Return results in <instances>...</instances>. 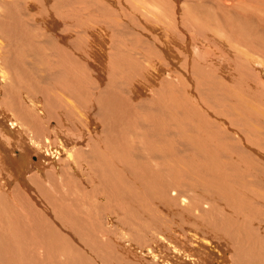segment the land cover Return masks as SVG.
I'll return each instance as SVG.
<instances>
[{
	"label": "bare ground",
	"instance_id": "bare-ground-1",
	"mask_svg": "<svg viewBox=\"0 0 264 264\" xmlns=\"http://www.w3.org/2000/svg\"><path fill=\"white\" fill-rule=\"evenodd\" d=\"M7 1L9 0H1L0 10L5 4L8 5ZM52 1H44L48 6L53 3L52 8L49 9L42 2V6L50 13L47 14L50 19L48 23L54 22L52 26L55 35L51 38L55 41L52 40L51 43L47 39L50 48L47 40L43 41V43L47 42L48 51L42 50L45 45L41 44L40 37L32 38H36L34 34L38 37V33L32 31L33 34L29 33V35L23 32V35H27V38H24L15 27L6 28L3 22H0L1 29L6 28L7 34L4 46L3 42L0 44V255L5 258V261L0 259V264H32L27 261L31 258L29 253L27 254L24 249L19 253L20 250L15 248L17 245L14 246L16 240L21 246L22 243L24 245L31 242V239L37 251V256L32 258L33 264H131L129 259L137 255H135L134 243L138 238L130 239L126 233L129 229H135L136 224L141 223L135 218L138 216L137 210H141L144 214L143 208H150L152 204L156 209L162 207L168 215L185 216L186 220L193 215L206 219L212 213L218 214L215 217L219 220L214 218L212 222L213 232H227L226 235L236 238H232L234 241L238 240L254 247L251 251L256 254L257 260L262 261L259 264H264V229H262L264 193L261 189H256L260 185L264 187V177L259 178L260 172H258L262 168L252 166L254 171L256 168L259 169L256 170L258 174L252 170L249 173L248 166L238 161L243 162L247 157L242 159L235 156L234 150L224 146L222 142L223 139L235 134L245 138V136L250 137L245 132L260 133L263 129L264 121L261 120L263 121L261 123L258 118L262 115L264 119V107H261V104L259 108L256 105V108H253L255 107L253 105L255 102L260 104L264 97V29H261L264 25L262 23V26L258 25L263 21L259 10H262L263 14L264 0H221L220 6H224L220 8L224 7L223 11H225L223 18L221 15V21L213 15L211 0H208L211 2L210 7L205 8L204 4L199 7L201 2L198 3L197 0H190L188 8L185 0H172V4L169 2L171 0H167L169 7L171 4V14L169 13L170 18L168 17L170 20L167 23L172 28L171 30L169 27L172 34L168 35L167 40H162L164 43L162 45L165 46L164 52L169 58L170 65L168 63L166 65L173 69V73L171 74V69L164 68L158 61L155 66L162 65L163 68L159 67L161 71H155L154 66L147 75V79L151 78V85H160L158 89L162 92L160 95L166 96L169 101V106L166 105L168 109L165 106L166 109L164 107L162 111L159 109L166 114L161 116L162 113H158L161 117L155 116L156 113L153 112L155 108L161 107L160 101V104L154 101L153 105L155 104L156 107L151 105L152 101L136 102L140 98V92L137 93L136 89L140 88V91L145 89L146 92L151 87L147 86L148 84L140 87L143 84H139L140 86L135 89L131 83L130 73L125 72L124 75L120 70L119 72L123 73L120 76L119 72L111 69V63L114 62L112 60L116 59L114 57L109 59L112 56L106 53L109 49L108 43L106 45L103 41L105 43L98 44L101 48H95L92 44V41L96 43L99 41H96L95 37L98 35L94 36L97 34L93 31L95 26L90 27L94 32V34L91 32L93 38L90 39L91 30L88 24H78L79 21L71 23V20L62 23L63 18L57 10L58 6L56 7L55 2ZM164 3L162 5H165ZM202 8H204L203 16ZM216 13L223 14L218 11ZM256 17H261L260 21ZM160 19V22L164 21L162 17ZM28 28L26 25L27 30L25 31V28L23 30L30 31L31 29ZM260 30H263L262 39ZM187 31H191L193 40L188 35L190 32ZM218 31L223 33L220 34L223 40L217 37ZM97 32L99 34V31ZM195 32L199 34L195 35ZM207 33L212 34L211 37L215 35L214 39L218 41L217 44L222 48L221 52L224 50L226 56L222 54L214 57V51H211L214 55L209 53L206 49L209 48L206 47ZM258 34L260 39L257 40ZM245 41L256 44L260 42L262 47L259 48L260 50L257 47L255 53L251 50L256 47L254 43L250 46L251 43L247 44ZM242 45L253 51L254 55L246 56L248 52L246 50L242 56L239 51ZM234 49L240 55L232 54L237 59L232 65L226 58H230L231 50L235 53ZM180 50L183 53L193 54V57L186 59L183 57L184 54L180 56ZM250 51L248 53H251ZM255 54L256 58L252 57ZM115 62L112 65L118 64ZM180 63L183 67L179 65ZM166 71H169L171 78H164ZM206 78L208 80H205ZM121 80L127 85L123 86ZM187 80L194 81L192 82L196 87V96L192 90L188 92L190 85ZM247 94H252L254 104L246 105V102H249L247 98L245 99ZM163 99L161 98V101ZM238 100L240 102L246 100L244 104L248 109H240L241 103ZM165 102L167 101L163 100L164 105ZM236 102H239V108H234V106L238 107ZM217 105L219 108L225 105L226 110L217 109ZM169 110L173 114H170ZM8 111L12 115L8 114ZM3 112L16 119L13 121L9 116L12 119L9 121ZM169 115H172L176 121L173 126L166 119ZM180 115L193 117L188 118L191 126L198 124V132L205 137V140L196 143L198 140L193 139L187 144L184 140L177 143L169 140L181 131L178 121ZM175 116H178V119ZM20 117L29 122L30 127L22 121L19 123ZM44 118H48V122L42 127L45 123L42 122L45 121ZM240 120L241 122H237ZM154 137H158L160 141L158 140L157 143ZM208 137H213L211 144L213 153L201 150L203 149L201 143L205 144L203 141ZM190 143L195 150H189L187 145ZM17 150L25 156L20 155V158H16L13 152ZM27 154L28 159H26ZM34 154L38 159L36 164L30 162ZM21 156L24 159H21ZM79 164L82 167H79ZM240 166L242 168H239ZM86 172L91 179L86 176ZM246 194L248 198L245 197ZM236 196L242 197L237 203L234 202L237 200ZM100 197L103 198L104 203L98 201ZM255 204L263 210L262 215L254 213L257 211ZM244 205L248 209H245ZM144 215L150 216V212ZM220 217L223 220H220ZM20 218H23L25 223L18 222ZM175 221L177 222V218ZM27 224L28 227L31 224V230L27 228ZM207 227L211 229V226L207 225ZM6 229L10 231L8 234ZM20 230L22 236L17 233ZM117 234L122 236L128 246L125 244L120 246ZM23 235L26 239L29 235L31 237L26 241L22 238ZM189 235L185 237L188 241H192L193 238ZM10 238L14 244L9 241ZM204 242L212 244L202 240V243ZM159 244V247H165V244ZM212 245L203 247L207 248L208 254L212 250L217 251L215 244ZM220 245L218 247L221 248ZM121 248L129 259L114 256ZM201 249L199 254L202 252ZM109 250L112 255L109 254ZM198 250L196 249L195 252ZM179 251L175 252L177 255L174 258L177 260L187 263V260L192 262L195 259H188L185 253ZM151 254L154 253L148 249V258L154 260L152 264L154 262L160 264L157 255L151 257ZM210 254L213 259L218 255ZM249 259L252 261L251 257ZM140 260L141 257L136 256V261Z\"/></svg>",
	"mask_w": 264,
	"mask_h": 264
},
{
	"label": "rangeland",
	"instance_id": "rangeland-1",
	"mask_svg": "<svg viewBox=\"0 0 264 264\" xmlns=\"http://www.w3.org/2000/svg\"><path fill=\"white\" fill-rule=\"evenodd\" d=\"M44 1L45 0H42V1L41 0H11V2H10V0H9V1H7V3L9 2L8 5L4 3L5 6H3V9L1 8L2 10H0V20L2 19L0 22H3V26H5L6 28L7 27H10V28L15 27V29L18 30L17 32L21 33L22 37L24 36V38H27L26 37L27 35L26 36L23 35V32H24V34L31 33V35H32L33 34L32 31H33L34 33H38V37H37V34H34V35H36V38L35 37H32V38L39 39V37H40L39 40H41V44L43 43L44 40H47V39H49L51 41V43H52V40L55 41L54 38H51V36L54 37L53 35H55V34H53V32H54L53 31L54 30V26H52L54 24V22H53V24L48 23V22H50L49 21L50 19H49V16H48L50 13H48L49 12L48 9H49V7H51V5L53 3L52 4H49L50 6H48V4H46V3L44 4ZM53 1L55 2L56 7L58 6L57 7V10H58V12L60 11L59 13L61 14V17L63 18L62 19L63 21L61 20L62 23L66 22V20H71V23H73L74 21L76 23L79 21L78 24L79 23H86V24H88L87 26H89V28L90 27L93 28L95 26V30H93L91 28L90 29L88 28L89 30H91L90 33H89V38L90 39L93 38L94 32L97 33V34H94V36L95 35H98V36H95V37H96V41L97 40H99V41H97V43L95 41H92V44L95 46V48L100 47L98 44L101 45L102 43H105L106 42V45H107V43H108L107 46H108L109 49H108V51H106V53H107V55L112 56L109 59H112L114 57V59H116V60H112V61H114V62L116 61L115 63H118V64H115V65L113 64L114 65L113 66L112 63H114V62L111 61L112 62L111 63V69H114V71H116V72H119L121 70V72H123L124 75H125V72L130 73L129 76H131V83H132V85H133V87L135 89H136V87H139L140 86L139 84H143L140 87H143V86L145 87L147 84H148L147 86L151 87L152 90L151 89L148 90L150 92V94H149L148 91L145 92V89L142 90V91H140V88L139 89H136V90H138L137 93L140 92L139 93L140 98H138L136 100V102H138L140 100H145L147 102H151L152 101L151 105H153L154 101L155 102L158 101V103L160 101L161 104L160 103L159 104L161 105V107L160 108H158V107L155 108L156 112H155V110L153 111L154 113L157 114V115L155 114V116H158L159 115L158 113H162V112H160V110L162 111V107L165 106L168 109V107L166 105H168V102L169 101H168L167 98H165L166 96L160 95V94H162V92L160 90H158L160 88V85H158V84L155 85V86L154 85H151L152 84L151 78H148L147 79V77H148L147 75H149V73H148L149 70L152 67H154L155 64L158 61H159L158 63L159 64H162L164 68H166V67L167 68H170L171 69L170 70L171 71V74L173 73V69L170 66H167L166 65L169 62L168 61L169 58H167V53L164 52L165 51V46L162 45V44H164L162 40L163 39L167 40L168 35L170 36L172 34L169 31V27L171 28V26H168V23H167L170 20L169 19L170 18V14H171L170 7H171V4H172L171 3L172 0L169 1L171 3L170 4V7L168 5L169 3H168L167 0H162L163 3L165 1V3H164L165 5H162L163 3H162L161 0H125V1L124 0H111V1L110 0H104L105 2L103 0H53ZM198 1L201 2V4H200L199 7H201V5L203 6V4H204V8L207 7V6L210 7V5H211L210 3L212 2V6H213L212 7V10L214 11L213 15L216 17V19L218 21H221V15H222V18H223V15H225V11H223L224 10V7L220 8L221 6H224V5H221L220 6V4H222L221 3V0H220V2H218V0H214V2L212 0H211V2L208 1V0H197L196 2H198ZM222 1H224V0H222ZM42 2L44 4V6L46 5L45 7H47L48 9L45 8L44 6H42L43 5ZM95 2H96V4H95ZM112 4H114L116 7H114V5H112ZM0 5H1V0H0ZM185 5H186L187 8L190 7V0H185ZM214 6H215V8H214ZM59 7H60V9H59ZM204 8H202L203 10H201V12H202L201 15L202 16H203ZM43 9H44V11H43ZM215 9H216V12L217 11L219 13L223 12V14L222 13L221 14L216 13L215 12ZM163 10L167 11L168 13L165 12V11L163 12ZM87 11H89V13ZM257 11H255V12H257ZM259 11H260V13L259 12L258 13H259V15L261 14L260 15L262 17L261 20H263V21H260V18L261 17L260 18L259 17H256V19L260 21L258 25L259 26H262V24L264 25V17H263L264 16V10H263V14L261 13L262 10H259ZM252 12H254L253 9H252ZM41 13H43V14H41ZM162 13H164V14H162ZM217 14H218V16H217ZM2 16H3V18H2ZM159 16L162 17V19L164 21H161L160 22L161 19H160ZM70 17H72V18H70ZM217 17H219V18H217ZM73 18H74V20L72 21ZM87 19H89V20L87 21ZM30 20H31V22H30ZM35 20H36V22H35ZM84 20H86L87 22L84 21ZM26 21L28 23L30 22L31 24L29 23L30 24L29 25ZM32 22H33V24H32ZM51 22H52V20H51ZM13 24L16 25V26H14ZM26 25H27V28H28V26L31 27V28H28V30L31 29L30 30L31 32L30 31L25 32L27 30L26 29ZM99 27H100V30H99ZM6 28L3 27V29H1V27H0V44H2L1 42H3V44H2L3 46L5 44L4 42H5L6 37H7L6 36L7 34L5 33V29ZM24 28H25V31L23 30ZM36 29H37V31H36ZM96 29H98V30H96ZM261 29H264V26H263V28L261 27ZM171 30H172V28H171ZM196 30H197V28H196ZM1 31H3V33ZM59 31H60V29H59ZM97 31H99V34H98ZM262 31L263 30H260L259 31V34L261 32V34H260L261 35V39H262V35H263V32ZM189 32H190V34H188V35L193 40V37H192L193 35H191L192 34L191 31H189ZM219 32H221V31H218V33H217L218 36L217 37L219 39L223 40L224 38H222L220 36V34L223 35V33H219ZM194 34L195 35H198L199 33L198 32H195ZM259 34H258V38L256 36L257 40L260 39ZM21 35L19 36L20 38H21ZM41 35H43V37ZM45 35H46V37H44ZM48 35H50V37ZM211 35L212 34H208V33H207V35H205V39L208 40L207 41L208 42V46H206V47H209V48H206V49H208V51H209L210 54H213L214 55V52H215L214 57H216L217 55H218L217 57H219L222 54H223L222 56H226V53L224 52V50H222V52H221V49L222 48L219 47V44H217L218 41L216 42V40L214 39V38H216L215 35H214V37L213 36L211 37ZM183 36L185 37L184 34H183ZM206 36L208 38H206ZM99 37L101 38V40H100ZM263 37H264V35H263ZM42 38H45V39H42ZM246 38H244V39H246ZM49 40H47V42H48V46L50 48L51 45H50ZM192 40H191V42H192ZM103 41H105V42H103ZM245 42H247V41H245ZM248 42H247V44L251 43V42H249V43ZM46 43H43V45H45V48H42V50L43 49H45V50L47 49V51H48V46L46 47V45H47ZM186 43L188 44V42H186ZM253 43L254 42H252L249 45L251 46ZM157 44H159V45H157ZM233 44H235V42H233ZM255 44L256 43H254V46H256L255 49H251V50L255 51V53H256V51H257L256 48L257 47H258V49L261 48L262 47V44L260 42L258 44H256V45ZM213 45H215L214 48H213ZM40 46H42V45H40ZM163 46H164V48L162 49ZM236 46H237V44H236ZM244 46L242 45V48H239L240 50L238 49L239 51H241V55L243 53H246V50L248 52L250 51V49L248 50V48H246L247 45H246L245 48H244ZM239 47H241V45ZM211 51H214V52L212 53ZM253 51H250L251 53H248L247 52L245 55L246 56L254 55L253 54L254 53ZM110 53H112V54H110ZM185 53H183L182 50L179 51L180 56H182V54H184L183 57H186V59H187V57L189 59H191V56L193 57V54H190V53L187 54V52H185ZM232 54H235V56H237V55H240V53L238 54V52L236 50H235V53H234L231 50V56L232 57L230 56V58L229 57L226 58L232 65H234L233 63H234V61H235L236 58ZM115 55H116V57H115ZM245 55H244V57H245ZM183 57H182V59H183ZM252 57L256 58V54H255V56H252ZM118 59H120L121 61H119ZM236 62H237V59H236ZM122 65L124 67H122ZM162 65L155 66V71H158V72L161 71L159 69L163 68ZM179 65L182 66L181 63ZM159 67H161V68H159ZM189 67H190V65H189ZM168 72L166 71V73L164 74V78H168V77L171 78V76H169V73ZM123 73L121 74L119 72L120 76L123 75ZM126 75H128V74H126ZM187 75H188V73H187ZM165 76H167V77H165ZM185 76H186V74H184V77ZM190 77L193 78V76L191 74H190ZM185 79H186V77H185ZM205 80H208V79L206 78ZM187 81L189 82V83L188 82L187 83L190 86L194 84L193 83L194 82L193 80H190V81L187 80ZM120 82L122 83L123 86L124 85L125 86L127 85L126 83L122 82V80ZM121 83H120V85H121ZM194 85L191 86L192 88L189 86V89L190 90L188 89V92L192 90L195 93V96H196L197 95L196 90H195L196 87ZM193 88H194V90H193ZM141 92H143V94H141ZM157 92H161V93L158 94ZM158 95H160L162 97H160ZM155 97H157V98H155ZM161 98H164L163 100H166L167 101V102H165L166 103L165 105L163 103V100L161 101ZM246 98L249 100L248 103L246 102V105L254 104V103H252V102H255V100L253 99L252 94L251 95L247 94L246 97H245V99ZM209 99L211 100V98H209ZM212 100H213V96H212ZM262 100L263 101H260V104H257L255 102V104L253 106L256 105L259 108L260 105L262 104L261 107H264V97L262 98ZM245 101L246 100H243L242 101L243 102V105H242V102L239 101L241 103L240 104V106H241L240 109H243V110H245V109L247 110L248 109V107L244 104ZM239 102L238 103L236 102V104L238 105V107L237 106L236 107L234 106V108H239ZM212 104H213V102H212ZM153 106L156 107L155 104ZM217 106H218L217 107V109H218L219 108V105H217ZM222 106H223V108H219V109H221V110L222 109H225L226 110V106L225 105H222ZM222 106L220 105V107H222ZM229 106H231V103H230ZM256 106L253 107V108H256ZM165 107H164V109H166ZM6 110H8V109H6ZM170 111L171 110H169V113H170ZM4 112H6V111H4ZM4 112H3V114H4ZM7 113L10 114V115H12V113L9 112V111ZM205 113L209 117H212L207 112H205ZM8 114H6L7 117H5L6 115L4 117L5 118H9L10 115H8ZM170 114H173V113H170ZM163 115H166V114L165 113H162L161 116H163ZM161 116L159 115V117H161ZM179 117L180 118H179L178 121H179V125H181L180 126L181 127V131H180V133L178 135L174 136L173 138H169V140H171L174 143H177L179 141H183L184 140V142L186 144L188 143V141H193V139L198 140V142H196V143H199V142H202V140H205V137H203V135H201V133L198 132V124H195V125H192L191 126L190 120L188 118L190 117V119H191L193 117H191L190 115H188L187 117L186 116L185 117H182L180 115ZM261 117H262V115H261ZM261 117L258 118V121L262 123L264 121V119H263V117L262 118ZM1 118H3L2 115H1ZM10 118H12L13 121L16 119V117H14V116L13 117L10 116ZM10 118H9V121L12 120ZM175 118L178 119V116H175ZM21 119L22 118L20 117V119L18 120L19 123H22V122L27 123V121H25L24 119H22V120ZM166 119L169 122H171L172 126L176 122L173 119L172 115L167 116ZM43 120H45V121H42V122H45V123H43L42 127H45V125H47L48 118H44ZM261 120H263V121H261ZM237 122H241V120L240 121H237ZM253 123L255 124V122H253ZM246 124L248 125V120H247ZM262 125H263L262 126L263 127V129H262L263 132L262 131L260 133L259 132H251L253 136L251 135V133L245 132L247 136H249V135H250V137L252 136L251 138L250 137H246V136H245V138L244 137L241 138L238 134H235L234 136L227 137V138H225V139L222 140V142L224 143V146L229 147V148H232L234 150L235 156L237 155V157L242 158V159H244L245 157H247L245 159V161H243V162L241 160H238V161H239V163H243L244 166H248L249 173L252 170V172H254L255 174H258V173H256L257 168L254 171L253 167L254 168L255 167H258L259 169L262 168L261 171L259 169H258L259 171L257 170L258 172H260L259 173L260 174L259 175V178L264 177V174H263L264 173V123H262ZM27 126L30 127L29 122L27 123ZM157 138L154 137V139H156V142L158 140L160 141V139H157ZM208 138H209V140H208ZM208 138H206L207 139L206 141H203V142H205V144L204 143H201L203 145V149L201 147L200 148H201L202 151L205 150V152L207 151V152L213 153V148H212L213 146L211 145V144H213V137L212 138L211 137H208ZM153 141H155V140H153ZM156 142L154 144H156ZM191 144L192 143L188 144L187 146H188V148H189L190 151H193V150H195L194 149L195 147L193 148V146H191ZM207 146H208V148H207ZM210 148H212V149H210ZM17 151L13 152V154H14V156H16V158L17 157L20 158V155H23V153L19 152V150H17ZM246 151H248V152H246ZM248 153H249V155H248ZM34 155H32L33 157L31 158V161L30 162L33 163V164H36L38 159L36 158L37 156L36 155L34 156ZM23 156H25V155H23ZM28 158H29V155L27 154L26 159H28ZM21 159H24V157L22 158V156H21ZM26 162H27V160H26ZM249 164H250V166H251L252 169H250ZM80 166H81V164H79V167ZM85 168H86V166H85ZM239 168H242V167L240 166ZM31 169L32 168H30V170ZM87 172L85 174H86V176H89ZM261 172H263V173H261ZM27 175L29 176V174H27ZM27 175L25 176L26 179H27ZM255 177H258V176H255ZM90 179H91V177H90ZM11 186L13 187L14 185L12 184ZM258 188L261 189L263 191V193H264V187L262 185H260V187L258 186L256 189H258ZM88 190H89V188H88ZM236 197H237V200L234 201L236 203H237L238 200H241L242 199V197H240V196L239 197L236 196ZM245 197L248 198L247 194L245 195ZM260 197H262V196H260ZM88 198L90 200V197H88ZM102 199L103 198L100 197L98 199V201L100 203H104V200H102ZM180 205L182 207H184L183 204H180ZM245 206L246 205H244V207ZM255 206L257 207V208H255L257 211H254V213H258V215H262L264 209L263 210H260L259 209V206L257 204H255ZM149 207L150 208L144 207L143 209H144V214L147 213V212H150V216L144 215L141 210H137L138 216H135V218L136 219H139L141 221V223L136 224L135 225V229H133V230H130L129 229L128 232L126 233L127 236H128V238H130V239L136 238V237L138 238V240L136 238L137 241H135V243H134L135 244L134 245V249H136V252H137V253L135 252V255L137 254L136 256H138L139 258L141 257V260L137 262L136 261V256H131V259L127 258L126 255L124 254L125 252H124V249L123 248L119 249V252H117V253L114 254L115 257H118V258L121 257V258L129 259V261L131 262V264H144L143 262H145V264H149V263L152 264V261H154V260L148 258V249H150L154 253L153 255L151 254V257L156 254L157 255V260L159 261L160 264L161 263L162 264L163 263H167V264H185L186 263L185 261L180 260V259L177 260V258H174L177 255V254L175 255V252L177 253V251L180 250L179 252L185 253V256L188 259L189 258L190 259L191 258H195L194 260H192V262H189L187 260V263L186 264H239L240 262H242L244 264H259V263L262 262L261 260H257L256 254L251 251V250L254 249V247L248 246L247 244H245L243 242H240V241L238 242V240H235L234 241L232 238H234V239H236V238L235 237H231V235H228V234H227L228 235L227 236L226 235L227 232H224V231H221L220 233L213 232L214 230H213V223L212 222H213V219L216 218L215 217L216 214L213 215V213H212L209 216H207L208 218L206 217V219H200V217H198V215H196V216L193 215L192 218L190 216V217H187V218H190V219L189 220H186V217L185 216L182 217L181 215H177V217H175V216L166 214L164 212V210H163L162 207H158L156 209L155 208L156 206L153 207V204L150 205ZM245 209H248V208L245 207ZM205 210H207V209L205 208ZM9 216H11L12 218L14 217L12 215H9ZM15 216L18 217V215H15ZM176 218H177V222H179L177 225H176L177 222L175 221ZM208 219L210 220V222H209ZM14 220L17 221L18 219H14ZM216 220L218 221L219 219L216 218ZM220 220H223V219L220 217ZM21 221L23 223L24 222V219L23 218H20V220H18V222H21ZM25 221H27V220H25ZM113 221H116V220H113ZM182 221H184L185 223L182 222ZM204 223H206L207 225L211 226V229L208 228L207 225L204 224ZM173 224H175V225H173ZM141 225H143V226L145 225V226L143 227ZM163 225H164V227H163ZM24 226H25V224H24ZM26 226H27L28 229L31 230V228H32V227H30L31 224H30L29 227H28V224ZM146 228H148V229H146ZM175 228H177V229H175ZM185 228L188 229V230H186ZM15 229L17 230V227H15ZM162 229H164V230H162ZM262 229H264V227H262ZM6 230H7V234H8L10 231L8 229H6ZM25 231L27 232L28 230H25ZM174 232L175 233H178V234H175ZM17 233H18L19 236H22V235H20L22 233L21 230L18 231ZM27 233H30V232H27ZM179 233H180V235H179ZM182 234L184 235V237L186 235H189L190 234L191 235V238H193V239H191L192 241H188V239H186V237L185 238L182 237ZM25 235H23L22 238H24L26 241H28V239L31 237V235H29V237L27 239H26V236ZM117 235H116V237L118 239V242H119L120 246H122V244H125V246H128V243L127 242L125 243V241H123L124 239H122V236L120 234H117ZM132 235H133V237H132ZM159 235H161V236H159ZM175 237H177V238L180 237L179 240H181V241H179ZM7 238H9V237H7ZM142 238H143L144 241H142ZM171 238H173L174 241H173V239L171 240ZM25 240H24V242H25ZM169 240H170V242H169ZM202 240H206V241H209L212 244L213 243L215 244V246L217 247V251L219 250V252H217L216 250L215 251L212 250V251H210L211 254L210 253L209 254L212 255V256H215V255L218 254V255H220L219 256L220 257L219 259H218V255L215 256L214 259H213V257L209 256L208 252H206L207 251V248L205 249L203 247L204 246L205 247H209L212 244L210 245V244L205 243V242L202 243ZM9 241H12L11 243L14 244V241L12 240V238H10ZM197 241H199V243ZM236 241H237V245H236ZM15 243L16 244H14V246L17 245V247H15V248H17L18 250H20L19 253L21 252V250L23 251V249H24L25 252L27 251V254L29 253L28 255H30L31 258H28V260L27 259L26 260L28 262H31L33 264V259L32 258L37 256V251H36V245L35 246L33 245L32 239H31V242H27V243H29V245L27 243H24V245H23V243H22L21 246H20L19 244H17V240L15 241ZM159 243L165 244V247L164 248L162 247L163 248L162 249L161 247H159V245H160ZM195 244H198L199 248H197L198 246L195 245ZM259 244H257V245H259ZM22 245H23V247H22ZM25 245H26V247H25ZM38 245H37V247H39ZM219 245L222 246V247L221 248L218 247ZM195 246H197V247H195ZM201 247H202V249H201ZM212 248H213V245H212ZM14 249H12V251ZM176 249H177V251H176ZM196 249L197 250L199 249V250L195 252ZM200 249L202 250V252H200V254H199ZM192 252H195V253L193 254ZM205 252L207 253L208 256L206 255ZM142 253H145V254H142ZM13 254H15L14 251H13ZM50 254H51V252H50ZM109 254L112 255V253H111L110 250H109ZM6 255L7 254H5V256ZM181 255L184 256L183 254H181ZM196 255H197V257H196ZM201 255H202V257H201ZM51 256H52V254H51ZM0 257H1L0 258L1 260L3 259L5 261V258H3V256L0 255ZM198 257H200V258H198ZM250 257H251V260L252 261H250V259H249ZM196 258H198V259H196ZM29 259H32V260L29 261ZM199 259H201V260H199ZM1 264H3V263H1ZM153 264H156V263L154 262Z\"/></svg>",
	"mask_w": 264,
	"mask_h": 264
}]
</instances>
